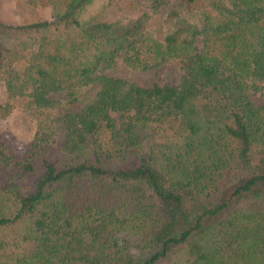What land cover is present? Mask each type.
<instances>
[{
	"label": "trees",
	"instance_id": "16d2710c",
	"mask_svg": "<svg viewBox=\"0 0 264 264\" xmlns=\"http://www.w3.org/2000/svg\"><path fill=\"white\" fill-rule=\"evenodd\" d=\"M147 1L157 27L84 19L93 0L0 20V119L35 124L20 153L0 132V264H264V0Z\"/></svg>",
	"mask_w": 264,
	"mask_h": 264
},
{
	"label": "rangeland",
	"instance_id": "374dc122",
	"mask_svg": "<svg viewBox=\"0 0 264 264\" xmlns=\"http://www.w3.org/2000/svg\"><path fill=\"white\" fill-rule=\"evenodd\" d=\"M165 9L164 7L159 13H153L147 0H93L85 10L83 18L126 23L142 14H148L149 24L157 27L162 22L161 13H164ZM39 18L51 20L50 9L48 7L34 8L25 0H0V20L6 25L27 24ZM7 33L13 35V30H6L5 35H8ZM100 71L126 78L142 86H150L154 83L180 84L183 75L180 65L175 61L147 70H135L127 67L120 58H116L112 66L101 68ZM258 85L263 86L261 83ZM4 98L5 90L0 83V101L2 102ZM250 98L256 105L263 104L264 88L252 89ZM34 129V122L18 109H13L6 118L0 119V132L6 137L10 148L18 153L24 150L26 141L32 137ZM224 196L229 197L230 191L227 194L225 192Z\"/></svg>",
	"mask_w": 264,
	"mask_h": 264
}]
</instances>
